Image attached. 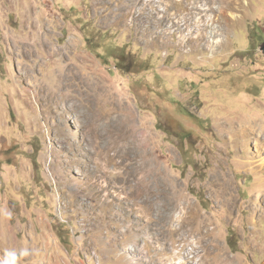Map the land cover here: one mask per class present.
Segmentation results:
<instances>
[{
	"label": "rangeland",
	"instance_id": "1",
	"mask_svg": "<svg viewBox=\"0 0 264 264\" xmlns=\"http://www.w3.org/2000/svg\"><path fill=\"white\" fill-rule=\"evenodd\" d=\"M263 40L264 0H0V264H264Z\"/></svg>",
	"mask_w": 264,
	"mask_h": 264
},
{
	"label": "bare ground",
	"instance_id": "2",
	"mask_svg": "<svg viewBox=\"0 0 264 264\" xmlns=\"http://www.w3.org/2000/svg\"><path fill=\"white\" fill-rule=\"evenodd\" d=\"M204 8L205 7V5H200V9L201 10H205V9H202V8ZM209 7V6H208ZM208 19V21H207V23H203V25H200V27H201V29H200V32H198L197 33V37L195 38V39H199V37H201L204 33L205 34H207L208 36H207V39H204L205 41L204 42H206V44L207 43H209V44H211L212 46H214V45H216L218 42H219V39L220 38H216V39H214L213 38V35H211V34H209V33H207V31H205L206 30V27H207V25H208V23H209V21L210 20H212L211 19V17L210 18H207ZM113 22V21H112ZM217 28V27H216ZM180 40V39H179ZM193 40V39H192ZM182 41H185V42H187L189 45H190V39H186V38H184V39H181L179 42H182ZM189 41V42H188ZM184 42V43H185ZM181 44V43H180ZM187 44V45H188ZM194 45H195V43H194ZM57 75V74H56ZM68 81H70V79L69 78H67V74H65V75H63V82H62V84L66 87L67 85H66V83L68 82ZM70 83V82H69ZM98 83H100V82H98ZM68 88V87H67ZM98 88V87H97ZM98 92H99V90H97ZM69 92V91H68ZM71 93V92H70ZM69 94V93H68ZM63 96V95H62ZM65 96V95H64ZM69 118V117H68ZM129 119V118H128ZM127 120V119H126ZM130 120V119H129ZM255 125H256V123H255ZM131 127V126H130ZM259 129V130H258ZM93 130V129H92ZM259 131H261V132H263L264 133V126L263 127H255L254 125L253 126H243V127H241L240 128V131L239 132H241L242 133V135H244V137H246V138H249L250 136H255V137H258L259 135H260V133L261 132H259ZM133 132V131H132ZM128 133V131L126 130V134ZM149 138V137H148ZM260 151H258L259 152V154H258V160H256V162H258V164L257 165H255V167H260V168H262L263 170H264V156H262L263 154H264V138L262 139V141H261V144H260ZM154 150V149H153ZM154 159V158H153ZM152 159V160H153ZM152 160L150 159V162H148L147 160H144V162H143V164H142V169H147V167L148 166H150V164H151V162H152ZM155 160V159H154ZM251 161V160H250ZM251 162H254L255 163V161H251ZM87 168V167H86ZM156 170V169H155ZM152 175H153V182H152V185H154V182L156 183H158V181H156L157 179H156V176H158V172L157 171H154L153 170V172H152ZM161 176V175H160ZM159 177V176H158ZM218 182L222 179H224V177L222 176V174H219V175H216L215 177H214ZM149 180H151V177L149 178ZM138 189V188H137ZM152 189V188H151ZM147 190V189H146ZM138 191H139V189H138ZM147 194V193H146ZM148 195V194H147ZM151 198V197H150ZM153 199V198H152ZM157 199V198H156ZM182 205V204H181ZM131 206V205H130ZM188 206V205H187ZM149 209H150V206H149ZM180 209L181 210H183L185 213H187V209L188 208H186L185 209V207H180ZM183 241V240H182ZM197 247V246H196ZM183 248V247H182ZM172 249V248H171ZM127 250L128 251H130V252H134L135 250H137V247H134L133 245H130V246H128V248H127ZM178 256V253H173V261H174V259H178V261L177 262H175L174 264H189V259H196V263H193V264H199V262H200V254L196 251V250H194V249H187L186 251H185V253H183V256H180V258H178L177 257ZM197 258H199V260H197ZM194 259V260H195ZM172 262V261H171ZM172 264V263H171Z\"/></svg>",
	"mask_w": 264,
	"mask_h": 264
},
{
	"label": "water",
	"instance_id": "3",
	"mask_svg": "<svg viewBox=\"0 0 264 264\" xmlns=\"http://www.w3.org/2000/svg\"><path fill=\"white\" fill-rule=\"evenodd\" d=\"M258 49L260 50L261 54L264 56V40H263V42L259 45Z\"/></svg>",
	"mask_w": 264,
	"mask_h": 264
}]
</instances>
